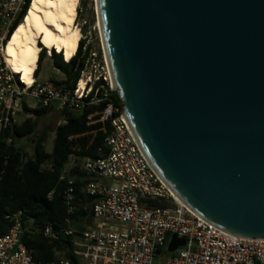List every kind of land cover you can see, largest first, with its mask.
Returning <instances> with one entry per match:
<instances>
[{"label":"water","instance_id":"95a60500","mask_svg":"<svg viewBox=\"0 0 264 264\" xmlns=\"http://www.w3.org/2000/svg\"><path fill=\"white\" fill-rule=\"evenodd\" d=\"M96 4L112 91L152 169L207 223L264 240V0ZM185 246L173 236L167 252Z\"/></svg>","mask_w":264,"mask_h":264},{"label":"built area","instance_id":"2783aa9c","mask_svg":"<svg viewBox=\"0 0 264 264\" xmlns=\"http://www.w3.org/2000/svg\"><path fill=\"white\" fill-rule=\"evenodd\" d=\"M26 3L27 0H0V133L17 124L19 115L26 114L25 108L81 110L85 105L102 102L96 97L98 90L90 99L93 85L102 77L95 83L91 78L81 77L75 90L70 92L61 90L51 80L38 83L35 73L28 84L9 69L4 54L6 45ZM96 56L90 54L89 58L94 62ZM102 79L108 85L107 79ZM105 97L107 105L98 114V121L108 122L111 133L106 135L98 158L85 159L83 164L90 178L83 192L94 198L92 221L99 226L78 231L68 218L65 228H43L44 237L50 240L62 236L72 238L78 264H264V240L230 235L207 223L176 199L148 163L122 110ZM89 120V124L94 123L93 116ZM76 162L73 156L63 172L69 179L66 192L69 216L77 209L69 177ZM13 221L12 229L0 236V264H70L63 260L36 262L31 251L19 242L23 234L19 216ZM173 236L185 240L186 246L169 254L167 249Z\"/></svg>","mask_w":264,"mask_h":264},{"label":"trees","instance_id":"16d2710c","mask_svg":"<svg viewBox=\"0 0 264 264\" xmlns=\"http://www.w3.org/2000/svg\"><path fill=\"white\" fill-rule=\"evenodd\" d=\"M32 0H27L26 6L10 32L8 41L16 28L24 20ZM40 53L35 77H37L46 49L40 44ZM85 50V51H84ZM91 48L85 46V40H80L75 56L69 63L63 55L51 57L54 67L65 79L55 81L63 91L73 92L84 71L86 61L90 57ZM106 89L101 91V87ZM97 98L99 105H85L81 110H60L62 122L54 130L51 152L45 151L46 134L37 136L39 119L47 114L51 107H37L34 110L25 108L30 118L21 124H15L10 129L0 133V236L6 235L14 226V217L19 216L23 234L19 242L28 248L34 260L38 263L66 261L78 264L74 254L73 239L62 236L58 240L44 237L42 231L46 226L55 229L67 227L68 218L73 227L93 220L92 207L94 198L83 192L84 186L90 181L84 170L85 159H97L100 148L104 147L106 135L111 133V126L99 122V113L107 105V96L111 102L123 110V102L116 91L109 89L106 82L100 78L94 85L90 99ZM106 91V93H105ZM93 116V124L89 117ZM31 138L34 141L33 155L28 154L17 142ZM77 158L75 166L70 171L72 188L75 194L77 209L69 216L66 205V192L69 189L68 177L63 172L72 157Z\"/></svg>","mask_w":264,"mask_h":264},{"label":"bare ground","instance_id":"6f19581e","mask_svg":"<svg viewBox=\"0 0 264 264\" xmlns=\"http://www.w3.org/2000/svg\"><path fill=\"white\" fill-rule=\"evenodd\" d=\"M78 2L31 1L24 20L10 37L4 53L7 66L14 74L21 76L22 81L29 84L33 79L41 51L40 44L50 56L53 52L55 55L62 54L67 63L75 56L80 41V31L75 26ZM110 84L113 89L112 79ZM83 87L84 81L80 89Z\"/></svg>","mask_w":264,"mask_h":264},{"label":"rangeland","instance_id":"374dc122","mask_svg":"<svg viewBox=\"0 0 264 264\" xmlns=\"http://www.w3.org/2000/svg\"><path fill=\"white\" fill-rule=\"evenodd\" d=\"M78 1L79 2L77 6V16L75 18V26L76 28H79L80 40H85V46L91 48L90 54L97 55L94 62L92 58L91 59L89 58L86 61V66L84 68L83 73H81V77H83L84 80L91 78L92 83H95L98 77H102V78L105 77L107 79L109 89H111V84L108 76L109 71L103 53L96 0H78ZM46 55L47 56L44 58L41 65L40 81L44 82L46 80H49V78H52L54 80H64L65 76L59 70H54L52 59L48 57L47 51H46ZM54 55L55 52H53L52 56ZM104 89L106 88L102 86L101 91ZM30 104L33 105L32 103ZM28 118H30V115H24V114L19 115V117L17 118V124H21ZM61 122H62L61 113L60 110L56 107H54V109L50 110L47 114H45L42 118L39 119V125L36 135L40 136L42 134H46V141L44 148L46 152H51L53 147L54 130ZM33 139L31 140V138H27L17 142V144L23 148V150L28 154V156L33 155V150H34ZM103 182L107 185H113V186L117 185V183L111 181H103ZM95 226H99V224L98 223L94 224L93 221H90V222L81 223L80 226L77 227V229L78 231H81L86 228L95 227ZM81 264H85V263L81 262Z\"/></svg>","mask_w":264,"mask_h":264},{"label":"crops","instance_id":"0c3cea01","mask_svg":"<svg viewBox=\"0 0 264 264\" xmlns=\"http://www.w3.org/2000/svg\"><path fill=\"white\" fill-rule=\"evenodd\" d=\"M51 59V58H50ZM54 68V70H57L55 67H53ZM41 70V69H40ZM40 77H41V72L39 71V73H38V75H37V77H36V81L38 82V83H41V84H43V83H45V82H47V81H50V80H54V79H52V78H49V80H46V81H44V82H41L40 81ZM55 81H61V80H55Z\"/></svg>","mask_w":264,"mask_h":264}]
</instances>
